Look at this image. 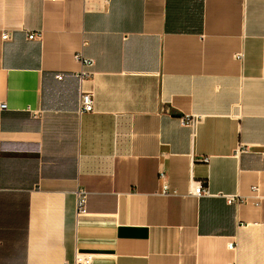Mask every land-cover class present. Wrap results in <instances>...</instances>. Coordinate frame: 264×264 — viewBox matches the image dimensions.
Masks as SVG:
<instances>
[{"label": "crops", "instance_id": "0c3cea01", "mask_svg": "<svg viewBox=\"0 0 264 264\" xmlns=\"http://www.w3.org/2000/svg\"><path fill=\"white\" fill-rule=\"evenodd\" d=\"M2 103L0 264H264V0H0Z\"/></svg>", "mask_w": 264, "mask_h": 264}, {"label": "built area", "instance_id": "2783aa9c", "mask_svg": "<svg viewBox=\"0 0 264 264\" xmlns=\"http://www.w3.org/2000/svg\"><path fill=\"white\" fill-rule=\"evenodd\" d=\"M3 39H8L10 37L9 33L3 34ZM40 37V34L38 33H32L29 35V38H38ZM78 59L81 61L83 65V69L78 73V76L80 77L81 81H85L91 74V67L94 66L95 61L92 58H87L83 55L82 52H80L77 55ZM60 79H62L63 75L58 76ZM7 107L6 103L0 104L1 109H5ZM94 109V95L90 90H86L83 87H81L80 92V105H79V113H86L91 112ZM198 119L194 116L185 117L183 119L184 124L188 126L194 127L197 123ZM203 161L207 162L209 159L208 157H204L202 159ZM161 177H165L164 172H161ZM195 193L198 196H202L208 193L207 188H205L201 183L196 187ZM164 195H169V191L165 189L163 191ZM87 198H88V192L83 189L79 188L77 191V210L79 213H85L87 211ZM236 198L233 196L228 197L229 202L235 201ZM94 259V255L90 253H76L74 264H92Z\"/></svg>", "mask_w": 264, "mask_h": 264}]
</instances>
